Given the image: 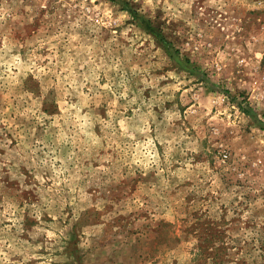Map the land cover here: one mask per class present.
Instances as JSON below:
<instances>
[{
  "label": "rangeland",
  "instance_id": "rangeland-1",
  "mask_svg": "<svg viewBox=\"0 0 264 264\" xmlns=\"http://www.w3.org/2000/svg\"><path fill=\"white\" fill-rule=\"evenodd\" d=\"M0 264H264V0H0Z\"/></svg>",
  "mask_w": 264,
  "mask_h": 264
}]
</instances>
